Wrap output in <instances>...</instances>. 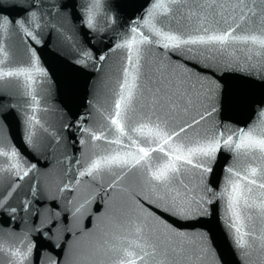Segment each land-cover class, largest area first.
<instances>
[{
  "label": "water",
  "instance_id": "water-1",
  "mask_svg": "<svg viewBox=\"0 0 264 264\" xmlns=\"http://www.w3.org/2000/svg\"><path fill=\"white\" fill-rule=\"evenodd\" d=\"M249 139L264 0H0V264H264Z\"/></svg>",
  "mask_w": 264,
  "mask_h": 264
},
{
  "label": "snow or ice",
  "instance_id": "snow-or-ice-1",
  "mask_svg": "<svg viewBox=\"0 0 264 264\" xmlns=\"http://www.w3.org/2000/svg\"><path fill=\"white\" fill-rule=\"evenodd\" d=\"M210 39L213 41H218L220 43H224L229 39V34H224V35H220V36H213ZM119 106L120 105L118 104L117 107H119ZM246 146L259 148L260 150L264 151V139H261V140L249 139L246 141ZM205 154H207V153H205ZM177 159H180V157L178 156ZM96 167H99V164H97ZM164 175H165V173H161L159 176H157V178L160 179ZM241 198H242V193H241L239 187L237 186L236 188L233 189V202H234L235 206L239 205ZM237 231H239V229H237ZM128 264H135V262L133 260H129Z\"/></svg>",
  "mask_w": 264,
  "mask_h": 264
}]
</instances>
